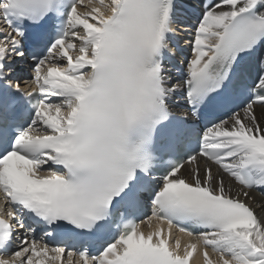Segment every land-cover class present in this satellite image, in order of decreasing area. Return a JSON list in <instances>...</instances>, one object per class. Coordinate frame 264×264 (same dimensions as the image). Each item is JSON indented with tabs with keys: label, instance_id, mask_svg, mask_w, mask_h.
<instances>
[{
	"label": "snow or ice",
	"instance_id": "6c2138e0",
	"mask_svg": "<svg viewBox=\"0 0 264 264\" xmlns=\"http://www.w3.org/2000/svg\"><path fill=\"white\" fill-rule=\"evenodd\" d=\"M88 3L0 0V264H193L198 245L203 264H264V60L232 87L264 46V0L200 5L176 83L177 0ZM173 229L199 239L182 249Z\"/></svg>",
	"mask_w": 264,
	"mask_h": 264
},
{
	"label": "bare ground",
	"instance_id": "6f19581e",
	"mask_svg": "<svg viewBox=\"0 0 264 264\" xmlns=\"http://www.w3.org/2000/svg\"><path fill=\"white\" fill-rule=\"evenodd\" d=\"M86 1H84V3ZM169 76L171 77V80H172V76L171 75H169ZM255 111H256L257 117L260 118L262 122H264V108H262L261 106H255ZM199 163H200L201 167H203L204 161H199ZM195 166H196L195 164H193V165L190 164V165H187L186 168L191 170ZM213 172L214 173L216 172L215 166L213 167ZM228 181H229V178L227 176H225V182L228 183ZM252 196H254V200L250 201L251 206L256 210V212L259 216L264 217V207H261V205L264 204V195L259 190H252ZM180 238L182 239L183 237L180 236ZM195 258L197 259V261H199V264H203V258L202 257L199 258L198 255H195ZM217 258L218 257L216 256V254H213V258H211V259L215 261Z\"/></svg>",
	"mask_w": 264,
	"mask_h": 264
},
{
	"label": "rangeland",
	"instance_id": "374dc122",
	"mask_svg": "<svg viewBox=\"0 0 264 264\" xmlns=\"http://www.w3.org/2000/svg\"><path fill=\"white\" fill-rule=\"evenodd\" d=\"M84 1H86V0H84ZM84 4L85 5L82 8L85 10V12H87L88 10H90V8H91L92 5H90L88 3V0Z\"/></svg>",
	"mask_w": 264,
	"mask_h": 264
}]
</instances>
